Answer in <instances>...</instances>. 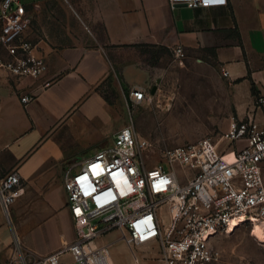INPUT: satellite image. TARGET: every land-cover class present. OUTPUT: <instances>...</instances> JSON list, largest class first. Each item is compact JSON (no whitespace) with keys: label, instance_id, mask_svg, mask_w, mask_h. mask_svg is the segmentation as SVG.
I'll return each instance as SVG.
<instances>
[{"label":"crops","instance_id":"crops-1","mask_svg":"<svg viewBox=\"0 0 264 264\" xmlns=\"http://www.w3.org/2000/svg\"><path fill=\"white\" fill-rule=\"evenodd\" d=\"M48 1L52 0H19L27 15ZM76 4L86 24L101 28L100 37L92 29L91 44L31 38L46 58L47 72L40 78L0 73V175L17 171L22 183L10 217L0 204V264L12 254V231L6 222H13L11 209L15 215L25 207L33 210L24 222L32 227L19 231L23 246L36 254H49L75 239L64 185L68 168L85 161L88 147L102 136L109 131L114 136L123 127L105 128L118 112L117 104L122 111L125 90L146 89L162 73L163 64L156 62L165 60L166 54L150 59L149 50L164 47L173 53L182 46L185 55L206 53L229 81L228 119L252 116L264 123V104H257V98L264 97V0H228L226 5L206 8L181 4L172 8L169 0H77ZM206 49H215V54ZM108 81L117 96L114 101L102 91ZM23 95L33 100L24 103ZM95 149L96 153L100 148ZM50 218L60 226L59 242L43 246L29 241L27 236L35 235ZM114 233L102 239L112 243L111 264H166L156 244L131 248Z\"/></svg>","mask_w":264,"mask_h":264},{"label":"built area","instance_id":"built-area-1","mask_svg":"<svg viewBox=\"0 0 264 264\" xmlns=\"http://www.w3.org/2000/svg\"><path fill=\"white\" fill-rule=\"evenodd\" d=\"M169 2L172 8H206L228 0ZM29 22L19 0H0V73L40 78L47 72L45 56L28 35ZM174 53L185 56L182 46ZM153 96L145 88H129L126 101L151 102ZM32 100L21 97L24 103ZM257 104L263 105L264 97ZM226 137L227 152L204 137L164 150L158 165L148 168L144 153L150 143L130 122L112 144L68 168L64 185L75 239L39 255L14 233L15 250L6 264H111L112 243L102 239L113 232L131 248L156 244L166 264H219L222 254L214 239L230 234L232 224H250L253 230L258 225L264 232V123L252 116L233 119ZM21 192L17 171L0 175L6 216ZM254 237L264 242V236Z\"/></svg>","mask_w":264,"mask_h":264},{"label":"rangeland","instance_id":"rangeland-1","mask_svg":"<svg viewBox=\"0 0 264 264\" xmlns=\"http://www.w3.org/2000/svg\"><path fill=\"white\" fill-rule=\"evenodd\" d=\"M76 3L77 0H52L34 6L28 11L30 38H42L58 44L75 41L91 44L94 41L92 29L100 37L101 28L86 24L77 13ZM149 53L152 56L150 59H153L159 55V49L149 50ZM164 53L165 60L159 58L156 62L163 64L162 73L146 87L148 95H154L152 101L131 104L124 100L122 111L117 104L118 112H114L105 128L111 130L133 122L139 136L145 137L150 143L149 150L144 153L148 168L158 165L164 150L204 137H210L220 151L227 152L231 146L226 137L229 125L225 126V122L229 124L232 120L228 119L232 110L229 81L220 67L204 52L184 57H178L174 52ZM153 86L156 90L151 94ZM102 91L110 100L117 99L110 81L104 83ZM125 91L128 92V89ZM113 138V132L109 131L97 144L88 147L83 159L91 157L89 152L95 153V148L101 149L112 144ZM79 156L82 157V154ZM179 173L182 174L183 170L179 169ZM32 213V209L25 207L20 215H15L11 209L13 222H6L12 231V253L15 250L14 233H19V240L23 243L19 230L32 227L31 224H24ZM59 227L58 221L50 218L35 235L30 234L27 238L43 246L58 243ZM252 233L253 226L246 224L238 226L230 234L218 235L214 245L222 254L219 264H264V242Z\"/></svg>","mask_w":264,"mask_h":264},{"label":"bare ground","instance_id":"bare-ground-1","mask_svg":"<svg viewBox=\"0 0 264 264\" xmlns=\"http://www.w3.org/2000/svg\"><path fill=\"white\" fill-rule=\"evenodd\" d=\"M230 157V156H229ZM236 225L235 224H232L231 225V228H230V233H232L233 230H236ZM252 235H255L261 239H263V236H264V232L262 231L261 227L256 225L254 230H253V233Z\"/></svg>","mask_w":264,"mask_h":264},{"label":"trees","instance_id":"trees-1","mask_svg":"<svg viewBox=\"0 0 264 264\" xmlns=\"http://www.w3.org/2000/svg\"><path fill=\"white\" fill-rule=\"evenodd\" d=\"M238 31V30H237ZM205 51H210V52H212L213 54H215V49H206ZM164 52H169V50L167 49V48H164V47H162V48H159V53H164ZM238 81H239V79H238ZM252 92L254 93V94H256V96L258 95V92L256 91V88H255V85L253 84L252 85ZM106 96V98H108V96L107 95H105Z\"/></svg>","mask_w":264,"mask_h":264},{"label":"water","instance_id":"water-1","mask_svg":"<svg viewBox=\"0 0 264 264\" xmlns=\"http://www.w3.org/2000/svg\"><path fill=\"white\" fill-rule=\"evenodd\" d=\"M156 88L154 87L153 90L151 91V94L155 93Z\"/></svg>","mask_w":264,"mask_h":264}]
</instances>
